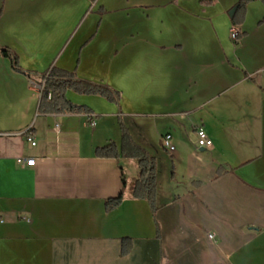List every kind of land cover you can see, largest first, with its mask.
<instances>
[{"label":"crops","instance_id":"1","mask_svg":"<svg viewBox=\"0 0 264 264\" xmlns=\"http://www.w3.org/2000/svg\"><path fill=\"white\" fill-rule=\"evenodd\" d=\"M240 1L4 0L0 40L25 72L0 55V264H264V1L235 41ZM53 67L118 90L121 107L68 90L92 113H40ZM121 122L171 158L156 208L133 196L137 159L96 155L121 145Z\"/></svg>","mask_w":264,"mask_h":264},{"label":"trees","instance_id":"2","mask_svg":"<svg viewBox=\"0 0 264 264\" xmlns=\"http://www.w3.org/2000/svg\"><path fill=\"white\" fill-rule=\"evenodd\" d=\"M264 1V0H263ZM249 0H241L238 3L237 11L232 14L233 27H237L242 22L246 5ZM241 32L235 41H238ZM0 55L9 58L13 69L25 72L21 66L19 55L10 47L5 46L0 41ZM29 74H33L28 72ZM41 101L39 112L42 114H64V113H92V109L73 103L67 97L68 90H74L81 94L101 95L110 101L120 103L121 93L106 84H100L79 78L75 72L67 71L59 67H53L49 72L42 74L40 78ZM122 143L119 146L116 142H111L96 149V155L101 158H135L139 164V175L133 187V196L148 199L153 208L156 196L157 162L144 147L135 142L126 126L121 122ZM223 169H219L222 173ZM123 200L121 193L116 198L106 201L107 210L116 208ZM129 246L123 243V253L128 252Z\"/></svg>","mask_w":264,"mask_h":264},{"label":"built area","instance_id":"3","mask_svg":"<svg viewBox=\"0 0 264 264\" xmlns=\"http://www.w3.org/2000/svg\"><path fill=\"white\" fill-rule=\"evenodd\" d=\"M239 35V30L237 29V27H233L232 29V38L233 39H237ZM42 89V87H41ZM90 125L91 126H95L96 125V119L93 117H90ZM196 134H197V144L199 147L201 148H209L213 145V140L210 138V136L207 134L206 130L203 127H198L196 129ZM27 139L33 144L35 145L36 142H34V138L33 136H31L30 134L27 135ZM163 146L164 148L170 153L173 154L176 150L175 145L172 142V135L171 134H166L163 137ZM24 163H26L28 166H34L36 163V159L35 158H30L29 160H27L26 162L23 161ZM211 239L214 238L213 234L209 235Z\"/></svg>","mask_w":264,"mask_h":264},{"label":"rangeland","instance_id":"4","mask_svg":"<svg viewBox=\"0 0 264 264\" xmlns=\"http://www.w3.org/2000/svg\"><path fill=\"white\" fill-rule=\"evenodd\" d=\"M3 2H4V0H0V19L2 17V11H3V6H4ZM0 26H1V21H0ZM2 35H4L5 37H8V35L3 34V30H2ZM115 104H117L119 108L121 107L120 103H115ZM156 162H157V160H156ZM158 162L161 164V175H160V177L164 183H168V178H169L170 172H171V158H166L164 160V157L163 158L161 157ZM158 162H157V168H158ZM124 163L127 164L126 161H124ZM156 185H158V169H157Z\"/></svg>","mask_w":264,"mask_h":264},{"label":"water","instance_id":"5","mask_svg":"<svg viewBox=\"0 0 264 264\" xmlns=\"http://www.w3.org/2000/svg\"><path fill=\"white\" fill-rule=\"evenodd\" d=\"M203 149H205V148H203Z\"/></svg>","mask_w":264,"mask_h":264}]
</instances>
